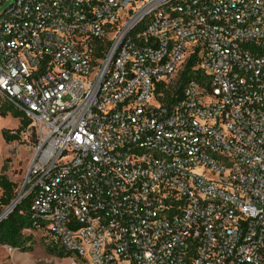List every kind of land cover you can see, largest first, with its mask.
I'll use <instances>...</instances> for the list:
<instances>
[{"label": "built area", "instance_id": "2783aa9c", "mask_svg": "<svg viewBox=\"0 0 264 264\" xmlns=\"http://www.w3.org/2000/svg\"><path fill=\"white\" fill-rule=\"evenodd\" d=\"M6 2L0 95L38 135L16 198L53 260L264 264V0Z\"/></svg>", "mask_w": 264, "mask_h": 264}, {"label": "trees", "instance_id": "16d2710c", "mask_svg": "<svg viewBox=\"0 0 264 264\" xmlns=\"http://www.w3.org/2000/svg\"><path fill=\"white\" fill-rule=\"evenodd\" d=\"M197 57H191L175 87L167 88L165 91L164 101L171 103L174 101L173 93L176 91L182 94L185 83L191 78H200L198 73L194 70ZM13 116L20 119V126L16 131L10 129L3 130V136L6 142L24 140L29 144L36 142L38 139L36 127L32 121L26 117L24 112L15 108L7 100L0 95V118ZM0 189L2 191L0 196V204L5 208L8 207L12 201L17 197V184L4 175H0ZM33 195L29 194L24 197L2 220H0V244H10L19 247L23 251L33 249V233L27 230L32 227L31 223V204ZM50 253H57V255L64 257L66 254L63 251L55 252L54 249L48 248Z\"/></svg>", "mask_w": 264, "mask_h": 264}, {"label": "rangeland", "instance_id": "374dc122", "mask_svg": "<svg viewBox=\"0 0 264 264\" xmlns=\"http://www.w3.org/2000/svg\"><path fill=\"white\" fill-rule=\"evenodd\" d=\"M8 2L0 4V14L6 7ZM20 126V119L9 115L5 118H0V175L6 176L11 181L17 184V195L25 185V180L29 168L30 158L33 153L31 144L24 140L6 142L3 136L4 129L16 131ZM0 189V196H1ZM6 210L0 204V216ZM33 249L28 251L16 252L10 255L5 250V247L0 244V264H29L43 263L46 260H53L54 253L48 251V247L44 243L43 238L39 233H33ZM55 264H69V258L53 260Z\"/></svg>", "mask_w": 264, "mask_h": 264}, {"label": "water", "instance_id": "95a60500", "mask_svg": "<svg viewBox=\"0 0 264 264\" xmlns=\"http://www.w3.org/2000/svg\"><path fill=\"white\" fill-rule=\"evenodd\" d=\"M20 201L18 200V198H16L14 201H12V203L6 208V210L1 214L0 216V220H2V218L4 217V215L8 214L9 212H11L14 207L19 203Z\"/></svg>", "mask_w": 264, "mask_h": 264}]
</instances>
